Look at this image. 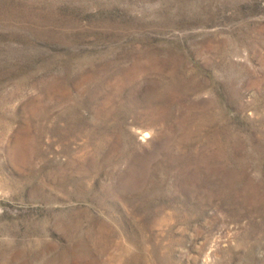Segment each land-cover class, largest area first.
Listing matches in <instances>:
<instances>
[{
	"label": "rangeland",
	"instance_id": "rangeland-1",
	"mask_svg": "<svg viewBox=\"0 0 264 264\" xmlns=\"http://www.w3.org/2000/svg\"><path fill=\"white\" fill-rule=\"evenodd\" d=\"M0 264H264V0H0Z\"/></svg>",
	"mask_w": 264,
	"mask_h": 264
}]
</instances>
